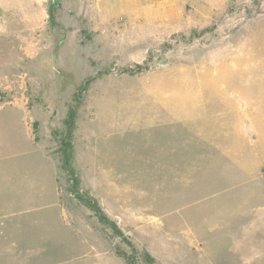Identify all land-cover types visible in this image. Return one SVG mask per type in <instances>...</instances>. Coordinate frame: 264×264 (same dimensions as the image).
I'll list each match as a JSON object with an SVG mask.
<instances>
[{
  "label": "rangeland",
  "instance_id": "obj_1",
  "mask_svg": "<svg viewBox=\"0 0 264 264\" xmlns=\"http://www.w3.org/2000/svg\"><path fill=\"white\" fill-rule=\"evenodd\" d=\"M128 256L264 264V0H0V264Z\"/></svg>",
  "mask_w": 264,
  "mask_h": 264
},
{
  "label": "trees",
  "instance_id": "obj_2",
  "mask_svg": "<svg viewBox=\"0 0 264 264\" xmlns=\"http://www.w3.org/2000/svg\"><path fill=\"white\" fill-rule=\"evenodd\" d=\"M149 69H150V65L144 62V63L137 64L135 67H129L125 69L124 72L135 74V73L147 71ZM65 122H66V136L62 137L61 139L60 150L62 153L63 167L67 172L70 173L71 178H73L74 186L72 188V193L79 200H81L88 207H90V209L94 212L95 216L99 219L101 223L109 225L114 230L115 233L123 236L124 232L119 227L117 222L111 219L110 217H108V215L104 212V210L98 204L97 200L94 197L81 192L77 188L78 179L76 177L75 170L73 169L72 163H71L73 146L70 141V138L72 137L73 130L75 129V124H76V110L75 109L70 110ZM128 260L130 264H136V260L133 258V256H128Z\"/></svg>",
  "mask_w": 264,
  "mask_h": 264
}]
</instances>
